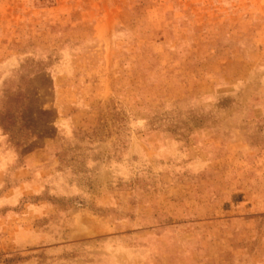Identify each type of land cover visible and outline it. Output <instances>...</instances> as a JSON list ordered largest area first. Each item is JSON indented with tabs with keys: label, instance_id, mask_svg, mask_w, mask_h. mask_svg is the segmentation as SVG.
I'll return each mask as SVG.
<instances>
[{
	"label": "rangeland",
	"instance_id": "rangeland-1",
	"mask_svg": "<svg viewBox=\"0 0 264 264\" xmlns=\"http://www.w3.org/2000/svg\"><path fill=\"white\" fill-rule=\"evenodd\" d=\"M0 264H264V0H0Z\"/></svg>",
	"mask_w": 264,
	"mask_h": 264
}]
</instances>
